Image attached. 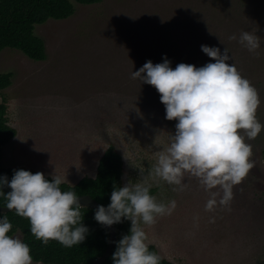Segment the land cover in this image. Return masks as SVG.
Returning <instances> with one entry per match:
<instances>
[{"label":"rangeland","instance_id":"1","mask_svg":"<svg viewBox=\"0 0 264 264\" xmlns=\"http://www.w3.org/2000/svg\"><path fill=\"white\" fill-rule=\"evenodd\" d=\"M75 7L67 19L36 25L46 60L14 48L0 51V72H14L4 94L9 124L17 129L2 148L3 164L74 184L95 176L114 144L124 159L123 186L155 187L158 202H176L154 224L140 222L162 257L175 264H264V129L246 140L254 167L233 187L230 203H218L221 190L214 209L206 210L210 193L197 178L186 174L181 189L154 174L176 121L165 118L155 87L132 77L149 60L161 63L166 55L173 68L200 67L215 62L201 45L222 53L227 47L229 63L258 92L257 118L264 125V0H102ZM242 31L259 37L254 52L239 43ZM14 236L22 240L23 234Z\"/></svg>","mask_w":264,"mask_h":264},{"label":"clouds","instance_id":"2","mask_svg":"<svg viewBox=\"0 0 264 264\" xmlns=\"http://www.w3.org/2000/svg\"><path fill=\"white\" fill-rule=\"evenodd\" d=\"M238 41L250 52L260 47L259 37L249 31H242ZM201 50L215 62L200 67L179 63L173 68L165 55L161 63L147 61L132 77L154 86L165 105V118L176 121L169 146L158 152L154 174L181 189L186 174L197 178L210 193L205 207L211 211L221 190L218 203H230L233 187L254 167L252 145L246 140L255 139L264 125L257 118L258 92L234 62L229 63L233 61L229 49L222 53L219 47L201 45ZM61 184L59 176L49 180L43 172L18 169L10 180L0 177V186L11 189L0 190V196L6 209L29 219L31 233L43 244L55 240L72 247L85 240L89 229L83 223L80 197L62 191ZM110 200L107 206H97L94 219L105 227L131 221L130 233L116 241L113 264H160L161 257L149 250L140 222L154 224L157 216L171 214L176 202L160 203L150 186L130 183L114 185ZM11 230L8 217L0 215V264H33L30 246Z\"/></svg>","mask_w":264,"mask_h":264},{"label":"trees","instance_id":"3","mask_svg":"<svg viewBox=\"0 0 264 264\" xmlns=\"http://www.w3.org/2000/svg\"><path fill=\"white\" fill-rule=\"evenodd\" d=\"M102 0H0V51L4 48H14L24 52L29 58L36 61L47 59L46 45L43 38L35 34L37 24H42L49 19H67L75 11V3L90 5L100 3ZM13 71L0 72V177L7 176L10 180L14 171L24 169L32 173L39 172L24 165L15 167L5 166L2 162V148L16 135L17 129L9 124L8 103L5 89L12 85ZM124 159L122 154L111 144L100 157L95 176H83L74 184L62 181V191H74L77 196L90 194L94 199L107 206L111 200L114 185L123 187ZM45 177L51 180L52 176ZM5 192L11 189L0 186ZM156 188L150 187L152 195ZM0 205L6 206L3 196H0ZM83 223L88 227L85 240L72 247H65L58 241L50 240L47 245L30 231L28 218L17 215L14 211L6 215L12 224L11 235L17 231L23 234L22 241L30 246L33 262L44 264H93L103 255L108 247L109 229L102 226L94 219L95 210L91 207H82ZM118 240L123 235L130 233L131 221L125 219L122 223L115 224ZM117 240V241H118ZM149 250L156 252L160 257V264H175L162 257L154 244H148ZM115 245L111 255L102 264H113L112 255L116 250Z\"/></svg>","mask_w":264,"mask_h":264},{"label":"water","instance_id":"4","mask_svg":"<svg viewBox=\"0 0 264 264\" xmlns=\"http://www.w3.org/2000/svg\"><path fill=\"white\" fill-rule=\"evenodd\" d=\"M80 197V202L84 207H91L94 210H96L98 205H101L100 202H98L96 199H94L90 194H84V195H80L78 196ZM6 206L0 205V212L2 213H6L9 212L10 210L5 208ZM14 211V210H12ZM109 229L110 235H109V240H108V247L106 249V251L103 253V255H101L100 257H98L93 264H102L112 253L115 245H116V241L118 240V236H117V231H116V227L115 225H112L111 227H107Z\"/></svg>","mask_w":264,"mask_h":264}]
</instances>
